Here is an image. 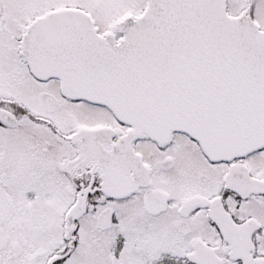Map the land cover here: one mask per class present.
Here are the masks:
<instances>
[{"label":"flooded vegetation","instance_id":"1","mask_svg":"<svg viewBox=\"0 0 264 264\" xmlns=\"http://www.w3.org/2000/svg\"><path fill=\"white\" fill-rule=\"evenodd\" d=\"M224 1L264 32V0ZM41 6L20 19L0 0L12 54L11 70L0 54V264H73L80 247L86 263L264 264V145L239 138L238 121L189 132L155 124L153 104L86 98L124 92L102 60L125 25L79 2ZM228 84L227 109L241 110L244 88L213 92Z\"/></svg>","mask_w":264,"mask_h":264},{"label":"water","instance_id":"2","mask_svg":"<svg viewBox=\"0 0 264 264\" xmlns=\"http://www.w3.org/2000/svg\"><path fill=\"white\" fill-rule=\"evenodd\" d=\"M119 23L125 25L124 36L109 55L119 59L106 68L115 76H105L114 89L124 90L115 91L114 98L153 104L155 124L179 120L185 128L207 127L229 120L219 114L238 95L213 92L215 78L223 73L221 80L235 82L227 72H245L253 77L246 81L255 82L249 96L257 101L243 112L249 118L239 119L251 129L264 128V33L250 18L227 15L224 0H147L142 14ZM91 95L86 97L110 102L107 95Z\"/></svg>","mask_w":264,"mask_h":264},{"label":"rangeland","instance_id":"3","mask_svg":"<svg viewBox=\"0 0 264 264\" xmlns=\"http://www.w3.org/2000/svg\"><path fill=\"white\" fill-rule=\"evenodd\" d=\"M4 1L6 2L8 7H13V10H15V12L10 11V14H12L13 12L15 16L20 19L24 17L25 9L30 7L33 3H41L42 6L40 10H43L51 5L55 6L61 5L62 3L79 2L89 7L93 11L97 23L101 24L102 26L113 23L124 11V9L135 7L134 9L137 10L142 4L141 0H22L21 3H19L18 0H15L14 2L12 0ZM9 3H11L13 6L8 5ZM1 39L3 38L0 35V54L1 57L5 59L9 69L11 70V62L9 61H11L12 54L11 52L7 53L5 51H2L4 41ZM5 50L7 51L8 49L6 48ZM75 254L76 255L74 257L73 264H101V262H104V259L102 257H100L99 260H96L93 257V252H90V262L86 263L83 258L81 260V247L78 251L75 252Z\"/></svg>","mask_w":264,"mask_h":264}]
</instances>
